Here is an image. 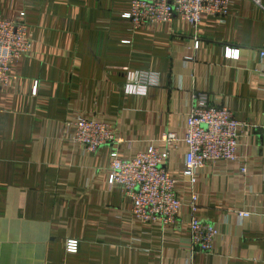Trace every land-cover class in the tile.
Wrapping results in <instances>:
<instances>
[{"label": "crops", "instance_id": "crops-1", "mask_svg": "<svg viewBox=\"0 0 264 264\" xmlns=\"http://www.w3.org/2000/svg\"><path fill=\"white\" fill-rule=\"evenodd\" d=\"M130 2L0 0L31 40L0 86V264H264V0H231L224 17L197 26L175 17L139 27L123 17ZM128 70L156 71L158 85L128 94ZM200 93L242 122L248 168L198 169L196 214L219 231L205 252L188 248L186 202L165 229L134 225L130 199L107 183L113 147L87 153L65 124L70 111L104 116L118 151L143 149L165 132L181 138ZM184 153L183 142L169 145L167 167L178 171Z\"/></svg>", "mask_w": 264, "mask_h": 264}, {"label": "built area", "instance_id": "built-area-1", "mask_svg": "<svg viewBox=\"0 0 264 264\" xmlns=\"http://www.w3.org/2000/svg\"><path fill=\"white\" fill-rule=\"evenodd\" d=\"M230 3L231 0H131L130 10L123 17L135 27L171 21L175 17L197 26L202 17H224ZM30 50L29 28L23 17L9 20L0 15V86L8 84L12 63ZM226 55L238 59L239 51L227 49ZM259 56L264 70V49ZM158 82L156 71L128 70L124 90L128 94L144 95ZM36 90L37 85H34L32 93L35 94ZM65 124L71 132V143L80 144L87 153H96L103 146L113 147L109 154L107 183L110 187H119L130 199L128 218L134 225L149 224L165 229L186 202L191 210L188 248L205 252L213 247L218 229L196 214L197 171L206 165L219 168L226 163L238 164L242 175L248 171L239 155L242 122L227 106L212 105L206 94L200 93L186 116L181 138L173 131L165 132L157 143L143 149H128L127 152L115 148L122 139L107 117L70 111ZM178 140L185 145V153L178 171H174L167 167L169 145ZM185 192L189 194L187 201L181 197ZM237 213L240 217L249 215L244 210ZM65 248L69 253L76 252L78 240L68 238Z\"/></svg>", "mask_w": 264, "mask_h": 264}]
</instances>
